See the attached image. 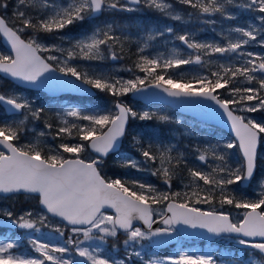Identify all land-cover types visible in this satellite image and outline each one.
<instances>
[{"label":"snow or ice","instance_id":"1","mask_svg":"<svg viewBox=\"0 0 264 264\" xmlns=\"http://www.w3.org/2000/svg\"><path fill=\"white\" fill-rule=\"evenodd\" d=\"M176 4L193 9L186 15L198 20L214 16L227 21L238 19L230 8L258 15L246 26H229L218 34L219 41L212 42L198 41L190 32L178 33L168 25L147 30L137 27L138 32L147 31V35L137 42L134 68L119 69L132 73L131 78L92 68L91 64L89 70H81L71 63L123 58L131 39L130 26L115 19L96 24L103 14L148 9L165 19L181 22L184 16L177 11ZM0 13H4L0 14V36L9 46L8 51L0 52V74L34 88L96 90L111 98V107L63 106L54 117L58 121L54 135L51 118H45L44 127L49 131H41L38 137L52 136L54 140H61L58 145L48 146L45 152L39 142L20 143L22 133L29 131L27 123L39 121L45 109L37 107L34 98L12 90L0 91V108L5 115L20 117L0 121V195L24 194L37 199L42 209L19 215L10 208L0 209V217L17 229L40 233L42 228L50 227L63 237L60 224L50 222V218H59L60 223L70 226L72 234L65 245H71L75 256L80 258H73L68 246L41 242L29 236L28 243L38 255L17 254L20 245L8 238L0 240V264H130L132 257L143 260L142 250L146 247L173 238L179 243L182 236H199L205 232L210 240L234 238L246 250V258L218 259L216 251L211 249L199 254L178 249L175 255L153 256L144 264H264V178L259 181L261 192L256 200L245 199L230 190L232 185L253 180L264 157L261 148L264 120L246 115L264 112V95L261 94L264 93V54L245 51L253 43L264 48V0H0ZM203 22L216 24L214 19ZM74 31L79 33L78 38L71 35ZM165 33L184 47L173 45L167 54L148 53L149 42ZM25 34H28L27 39ZM41 34L68 47L44 43ZM41 52L60 55L45 57ZM213 56L227 62L216 63V70L207 75L197 73L190 78H176L172 74L182 66L211 65ZM240 81L258 87L236 86L234 82ZM149 89L188 104L211 101L227 117L235 140L230 139L223 145L196 146L193 156L199 165L189 166L188 156L177 152L175 145L162 144L155 133L137 130L136 121L169 123L173 119L166 114L138 111L124 99L129 94L146 98L144 94ZM218 89H227L232 98H221ZM237 110L240 115L236 114ZM127 138L143 159L121 151ZM235 148L239 149L240 157L233 163L227 150ZM173 152L177 154L172 155ZM111 154H119L114 163L127 170L125 176L130 177L133 170L148 172L169 189L173 179L180 177V171L186 168L189 183L185 187L192 190L182 197L179 192H161L142 179L107 178L102 168ZM201 165H207L210 171ZM165 202L167 205L161 211L153 207ZM217 202L220 210L204 211L196 207ZM226 205L244 209L243 218L234 222L231 213L223 210ZM157 216L164 227H153ZM136 222L142 226H137ZM198 229L203 231H195ZM120 233L125 236L123 258H117L116 243L110 252L104 248L108 238L115 241ZM79 236H83V240L73 238ZM89 241L99 243L84 246ZM145 241L147 245L142 243Z\"/></svg>","mask_w":264,"mask_h":264},{"label":"rangeland","instance_id":"2","mask_svg":"<svg viewBox=\"0 0 264 264\" xmlns=\"http://www.w3.org/2000/svg\"><path fill=\"white\" fill-rule=\"evenodd\" d=\"M173 2H175V0H173ZM238 2H243V0H238ZM176 8H177V11H179L180 15L184 16V20L181 22H175L172 20L165 19L159 13L153 12L148 9H143L141 12H134V13L121 12V13H116L115 15L116 17L120 18V22L118 23H122L126 26H130L128 28V32L130 33L131 40L133 41L135 45H137V42L139 41L141 37H146L147 35V31L138 32L137 27L147 30V29H154L156 26H160L161 28H163L164 25H168V26L174 27V29L178 33L182 31L190 32L193 35V37L198 41L212 42V41H219L220 36L218 34L221 33L223 30L227 29L229 26H237V25L246 26V23H253L255 20V17L258 15L255 12H248L242 9L230 8V11L234 12L235 15L238 17V19L227 21V20H222L219 16H214V17H210V18L206 17V18H202L198 20V19H195L194 17H189L188 15H186V13L188 12H193L194 11L193 9L183 10L181 9L182 6L179 4H176ZM0 14H4V13H0ZM10 14H11V7L8 9V15ZM115 15H112L111 13H105L95 23L100 24L105 20L111 21L115 19ZM204 19H214L216 20V24L212 25V24L204 23L203 22ZM28 34L24 35L25 39L28 38ZM71 35L73 37L78 38L79 33L77 31H74L71 33ZM41 36L44 37V40H43L44 43H47V44L55 43V44H58L60 47H64V48L68 47L66 43L60 44L58 40L48 37L45 34H41ZM149 44H150V47L148 48L147 52L150 54H155L157 52H163L167 54L171 50L173 45H176L180 48L184 47L183 45H181V43L178 40H173V38L167 33H165L163 37H157L155 41H150ZM6 51L7 50L0 43V52H6ZM245 51H253L256 53L264 54V48L259 47V45L255 43L247 46ZM41 54L45 57L49 54L60 55V53L58 52H55V53L41 52ZM212 61H213V64L205 65L203 68L193 67V66H188V67L182 66L181 69L174 70L172 74L176 78H180V77L190 78L192 75L197 74V73L207 75L211 71L216 70L215 68L216 63H220V62L226 63L227 62L224 58H221L219 56H213ZM71 63L80 66L81 70H89L88 66L89 64H91L92 68H99L105 72L112 73L116 76H120L125 79L131 78L133 75L132 73L126 70H123V71L119 70L121 68L123 69L128 68L126 67V65L124 64L122 60H119V61L105 60L103 62H99V61L88 62V61L74 60ZM137 74L142 75L141 73H137ZM6 81L7 80H5L4 78L0 76V86H2L0 87V91L12 90L16 92L17 94L22 95L24 97L34 98L37 102L36 103L37 107H43V108L47 107L49 108V110H52L54 114L62 110L63 106L65 105L84 106L88 109H93L96 106H100L101 108L111 107V98L108 97L104 93L102 94L99 93L96 99L83 98L81 102L79 99H77L78 97H74V96H69L67 99L54 100L53 98L48 97L47 95H45L44 93L40 91L26 92V91L16 90V88L10 87L12 84L7 83L9 81L7 82ZM234 83H236V86H240V87H243V86L258 87V85L256 84L245 85L243 81H240L239 83L237 82H234ZM220 91H222V94L224 93L226 97H229L230 99L232 98L227 89H218L217 93L219 94ZM261 94L264 95V93H261ZM124 99L128 103L132 104V106L138 111H149V112H154L157 114H166V115L171 116L173 119H172V122H169V123H160L158 121H151V122L150 121H145V122L136 121V124L139 125V128L137 130L138 131L143 130L147 133H155L159 137V141L162 144L175 145L177 147V152L185 153L188 156V160L192 164L199 165L198 161L194 160L193 149L196 146H198L200 139L208 140L207 142H200L202 147H207L209 144L215 145L217 144V142L222 143L223 140L227 138V135L216 130L215 128L204 125V124H198L188 117L175 114L173 110H169L166 107H161V106H156V105L144 106L138 103L137 101L129 99L128 96L125 97ZM251 103L255 104L256 101H252ZM236 113L238 115L241 114L238 110ZM2 114H4V112L0 110V116ZM246 115L256 120H264V112L246 113ZM13 117L14 118L7 119V120L12 121L14 119L20 118L18 116H13ZM4 119L6 118H0V121ZM176 121H179V123H176ZM26 127L29 129V131L22 133L21 141H20V143L22 144H27L29 142L31 143L39 142L41 146L44 147L45 152H47L48 146L58 145L61 142L60 139L54 140L52 136L38 137V133H40L41 131H44V132L49 131L48 129L44 127V124L40 125L39 127L38 125L29 124L28 122ZM165 127H168V128H165ZM179 138L181 140H179ZM190 138L192 140H188ZM261 148L262 150H264V143H262ZM184 149H186L188 153L185 152ZM121 151L127 152L130 155L134 153H138L136 152L134 148H132L130 144V138H127L124 140ZM177 152H173V153L177 154ZM66 155L68 156L69 154H66ZM118 155L119 154H113L109 156L107 158L106 164L108 165L113 164L114 161L117 159ZM135 157L139 159H143L142 157H139V156H135ZM206 167L204 168L206 169ZM119 171H120L119 175L125 179H128L131 177V178L142 179L154 185H155V182L161 185V181L157 177L150 176L148 172H135L133 170L130 173V177H128L124 175V173L127 171L126 169L119 168ZM256 173H257L256 177L250 186L251 195L246 198L248 200L258 199L257 198L258 194L261 192V189L259 187V181L261 178H264V157H262L261 162L258 165ZM233 193L235 195H238L237 189L235 187L233 188ZM18 200L20 202L26 203L27 206L26 208L19 209L17 211V215L22 214L23 212L28 211V210H31L33 212L42 211L38 203V200L33 199L31 197L26 196L22 198V197L14 196L8 199V202L13 203ZM196 207H199L200 209L204 211H209V210H212L213 208H216L210 205H196ZM0 209H8L6 198L0 197ZM162 209L163 207H161L160 211ZM216 209L220 210V208H216ZM223 210L231 213L232 219L234 222L238 221L239 219H242L243 213L245 211L244 209L232 210L230 208H225V207ZM50 222L52 224L59 223L62 229L68 228L64 224L60 223L57 219L50 218ZM51 230L52 228L50 227L42 228L40 233H33V232H30L29 230L17 229L14 232V238H17V242L19 241L18 243L25 246V248H27V242H28L29 236H32L33 238H39L41 242L45 240L44 242L58 244L57 242H55L54 238H60V235L52 232ZM23 234L25 235L23 236ZM6 239L8 238L4 236L0 237V240H6ZM49 239H52V240H49ZM124 239H125L124 235H118V238L115 240V242L117 243V246L119 247V250L122 251L123 249V252L119 253L120 258H123L125 256V248L122 243ZM82 240H83V236H82ZM91 243L95 244L99 242L89 241L84 246H88V244H91ZM142 243L147 245L148 242L145 241ZM137 248L139 249V246H137ZM165 249L166 250L164 251H158L151 247H146L145 249L142 250L143 260L137 257H132L130 264H144V261L152 258L153 256L163 257L166 255H175L178 249H183V250L190 251V252H196L197 254L202 253V252H207L211 249L213 251H216L218 259L231 258V259L243 260L246 258V250L242 248L238 243H236L234 238L230 239L228 237H221L213 241H203L201 239L180 238L179 243H176L173 246H168ZM30 251H31L32 256L38 255L32 250L31 246H30ZM248 251H251V250H248Z\"/></svg>","mask_w":264,"mask_h":264},{"label":"water","instance_id":"3","mask_svg":"<svg viewBox=\"0 0 264 264\" xmlns=\"http://www.w3.org/2000/svg\"><path fill=\"white\" fill-rule=\"evenodd\" d=\"M0 41L1 44L7 49L9 50V46H7L5 44L4 38L2 36H0ZM42 55V54H40ZM43 56V55H42ZM3 78L8 79L9 81L13 82L14 84H17L19 86L28 88V89H34V90H41L44 93H46L48 96L51 97H58L62 94H73V95H80V96H92L95 95V90H90L89 92H81L75 88L72 87H60V88H50L48 86H44V87H40V88H34L31 87L29 85L26 84H22L19 81H13L10 78L4 76V74H0ZM56 75H59V73L57 72ZM65 79H70V78H65ZM75 83H79V82H75ZM154 93V95H153ZM131 99L140 101L143 104H158V105H164V106H168L174 110H176L178 113L184 115V116H188L193 118L194 120H196L197 122L203 123V124H207L210 126H214L217 128H220L221 130H223L225 133H227L230 137H232L235 140V136L234 133H232L231 131V125L230 123H228L227 121V117L223 114L222 110H219L218 107L216 105H214L211 101H202L199 104H188L182 101H175L172 98L166 97L164 96L163 93L158 92V90L156 89H149L148 92H146L144 94V96L146 98H143L141 96H132V94L129 95ZM211 106V107H208ZM212 109H216V111H212ZM250 181H244L241 182L239 185L241 187H245L249 184ZM12 195V194H9ZM9 195H0V196H9ZM167 205V203H166ZM165 205V207H166ZM111 211V210H109ZM59 220V218H56ZM159 219L160 217L156 218L157 223L153 225L154 228L156 227H164L163 224L159 223ZM137 225L142 226V224L140 222H136ZM0 226L3 227H13L10 224H8L6 222L5 218H0ZM182 227V226H181ZM187 232H192L193 230L191 229H186ZM197 232H202L203 230H195ZM184 238H202L204 240H210L208 239V234L205 232L203 233V235H199V236H183ZM215 239V238H213ZM211 239V240H213ZM257 240L259 238H256ZM176 242V239H169L167 240L166 243H162L156 246H153V248H163L169 244H173Z\"/></svg>","mask_w":264,"mask_h":264},{"label":"trees","instance_id":"4","mask_svg":"<svg viewBox=\"0 0 264 264\" xmlns=\"http://www.w3.org/2000/svg\"><path fill=\"white\" fill-rule=\"evenodd\" d=\"M77 34V33H76ZM137 51V47L136 45L133 43V41L130 39V42H128L126 44V51L125 53L123 54V58L121 59L124 64L126 65V67H133L134 68V61H136L137 57L135 55ZM142 74V73H141ZM254 85V84H252ZM99 94V92H97V95ZM102 94V93H101ZM219 95L221 98H228L230 99L229 97H226L224 95V93L222 94V91L219 92ZM97 98V97H96ZM81 101V99H79ZM45 112H44V115L41 117L40 121L42 124H44V121H45V118H51L49 122H51L53 124V128H52V134L54 135L55 134V131H56V127L58 126V122L55 120V114L52 112V110H49V108L45 107ZM188 140H192L191 138L188 139ZM228 140H230V138H226L223 140L222 143H219L220 145H223L224 143H226ZM232 140V139H231ZM208 140H202L200 139V142H207ZM198 143V146L202 147L201 143ZM218 143V142H217ZM230 154H231V159H232V162L235 163L239 157H240V154H239V151L237 148L235 149H232V150H227ZM134 154H137L139 156V153H134ZM176 153H172V155H174ZM65 156H67L66 154H64ZM193 164L189 161V166H192ZM207 166V165H206ZM205 166V167H206ZM119 167L116 166L115 163L113 164H106L103 166L102 168V173L107 177V178H111V179H115L117 178L118 176L120 178H122L119 174ZM206 170L210 171V168H208V166L206 167ZM182 177V179L180 178ZM180 177H177V178H174L173 181H172V186L171 188L169 189L167 185H165L162 180L161 181V185L159 183H155V186L161 191V192H167V191H170V192H179L181 193L182 197H183V194L185 192H188L190 193L191 192V188H188V187H185V185H187L189 183V179H188V173H187V169L186 168H183L182 171H180ZM123 179V178H122ZM158 182V181H157ZM201 184L203 182H200ZM238 185H232L230 186V190L233 191V188H237ZM234 194V193H233ZM7 200V198H6ZM197 205H210V206H213V207H216V208H220V205L219 203H215V204H197ZM26 203L24 202H20L19 200L18 201H15V202H8L7 200V207L8 209L10 208L14 213L17 214V211L19 209H22V208H26ZM225 208L229 207V208H235L234 206H231V205H226L224 206ZM112 245V244H110Z\"/></svg>","mask_w":264,"mask_h":264},{"label":"flooded vegetation","instance_id":"5","mask_svg":"<svg viewBox=\"0 0 264 264\" xmlns=\"http://www.w3.org/2000/svg\"><path fill=\"white\" fill-rule=\"evenodd\" d=\"M113 15V14H112ZM115 19H116V21L117 22H120V18L119 17H116V15H115ZM90 27H92V26H90ZM7 82V81H6ZM7 83H10V82H7ZM11 84V83H10ZM11 88L13 87V88H16V90H20V91H26V92H33V90H29V89H26V88H23V87H20V86H18V85H14V84H12L11 86H10ZM68 98V96H63V97H61L60 98V100L61 99H67ZM0 118H6V119H12V118H14L13 117V115H5V113L4 114H2L1 116H0ZM30 122H33V123H35L36 125H40V123H41V121H30ZM19 197H26L25 195H20ZM260 197V195L258 196V198ZM161 209V208H160ZM160 209H159V211H160ZM63 231H64V236L63 237H60V238H54V240H55V242H57L60 246H68L69 248H70V250H71V254H72V256H73V258H75V259H77V260H79L80 258L79 257H76L75 256V249L74 248H72V246L71 245H65V241L67 240V238L70 236V235H72L70 232V228H66V229H62ZM52 232H54L53 230H51ZM14 232L15 231H12V229H9V228H2V227H0V235H9V236H14ZM54 233H56V232H54ZM58 235H59V233H57ZM25 234H23V236H24ZM119 235H124L123 233H120ZM74 239H80V240H82V236H79V237H73ZM110 241H113L114 243H116L112 238H108V240H107V243L104 245V248H105V250L107 249V247L109 246V242ZM19 242V241H18ZM97 243H95V244H90L91 246H95ZM19 245L20 246H23V245H21L20 243H19ZM89 245V244H88ZM30 244L27 242V248H25V250H24V254L23 255H25V256H28V255H31V251H30ZM119 248V247H118ZM123 252V249H122V251L121 250H119V252L117 253V258H119V253H122Z\"/></svg>","mask_w":264,"mask_h":264}]
</instances>
